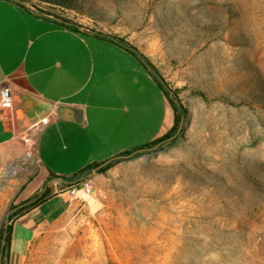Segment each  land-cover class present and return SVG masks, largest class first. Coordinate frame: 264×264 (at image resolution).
Here are the masks:
<instances>
[{
	"label": "rangeland",
	"instance_id": "1",
	"mask_svg": "<svg viewBox=\"0 0 264 264\" xmlns=\"http://www.w3.org/2000/svg\"><path fill=\"white\" fill-rule=\"evenodd\" d=\"M64 1L29 5L125 40L184 117L172 137L90 173L97 206L72 200L25 251L26 239L17 243L8 264L43 254L51 264H264V0ZM13 109L0 146V230L45 188L53 196L82 183L42 173ZM61 144L50 163L72 176L78 165Z\"/></svg>",
	"mask_w": 264,
	"mask_h": 264
},
{
	"label": "crops",
	"instance_id": "2",
	"mask_svg": "<svg viewBox=\"0 0 264 264\" xmlns=\"http://www.w3.org/2000/svg\"><path fill=\"white\" fill-rule=\"evenodd\" d=\"M124 75L129 85L120 89ZM5 88L12 93L11 113L23 138L34 142V155L47 175L51 171L62 176L50 163L55 140L80 171L95 163L102 167L127 151H140L174 124L168 98L144 60L124 44L107 34L60 26L14 0H0V93ZM7 115L0 107V146ZM79 198L97 206L81 189ZM71 201L67 192L57 193L16 218L11 254L26 239L25 251L40 229L65 214Z\"/></svg>",
	"mask_w": 264,
	"mask_h": 264
},
{
	"label": "trees",
	"instance_id": "3",
	"mask_svg": "<svg viewBox=\"0 0 264 264\" xmlns=\"http://www.w3.org/2000/svg\"><path fill=\"white\" fill-rule=\"evenodd\" d=\"M47 1H51V0H47ZM55 22L60 26L66 27L68 29H71V30H74L77 32H80L78 26L71 24V23H68L67 21L55 20ZM110 37L112 39L117 40L120 43L124 44L130 53H132L133 55L138 56V57H140V59L144 60L146 68L148 69V72L153 77L157 86L166 95V97L168 98L170 105L174 111V124H173L172 128L165 135L159 137L158 139L152 141L151 143L145 145L144 147H142V149H140V150H147V149L157 145L158 143L162 142L163 140L172 137L174 135V133L177 131V128L181 122V118L184 117V114L180 113V109H179L178 105L175 103L173 98L169 95L165 85L162 83L160 78L154 73V71H153L154 67L147 61L146 57L143 54H141L136 48L130 46L122 38H119L116 36H110ZM132 152L133 151H127L124 154H131ZM109 165H110L109 163L103 167H99L100 165L97 163L92 164V165H88V166L84 167L83 169H81L80 171H78L77 173L73 174L69 178L71 181H76V182L82 181L83 182L85 179H87L88 175L93 170L97 169L98 173H103L106 171V169L108 168ZM49 178L50 179L61 178L62 180H64L66 177L57 176L54 173H52L51 171H49ZM72 186H70V187H72ZM51 190H52L51 187L45 188V191L43 192L42 195H40V196L30 200V201L23 203L19 208L15 207V208H17V211H18L17 215L21 216V215L29 212L30 210L36 208L37 206H39L40 204H42L46 200H48L51 197V194H50ZM12 214L13 213L10 214V219H12ZM12 235H13V227L11 225H9V226L4 225L1 228V230H0V258H3L2 264H8L10 261Z\"/></svg>",
	"mask_w": 264,
	"mask_h": 264
},
{
	"label": "built area",
	"instance_id": "4",
	"mask_svg": "<svg viewBox=\"0 0 264 264\" xmlns=\"http://www.w3.org/2000/svg\"><path fill=\"white\" fill-rule=\"evenodd\" d=\"M0 107L2 109H11L13 107L12 93L8 88L2 89L0 93ZM82 190L85 194L90 195L93 192L92 185L88 181H84L80 186H72L67 189V193L70 195L72 200H80L79 190Z\"/></svg>",
	"mask_w": 264,
	"mask_h": 264
},
{
	"label": "bare ground",
	"instance_id": "5",
	"mask_svg": "<svg viewBox=\"0 0 264 264\" xmlns=\"http://www.w3.org/2000/svg\"><path fill=\"white\" fill-rule=\"evenodd\" d=\"M34 264H51V260L45 254H43L39 257V261Z\"/></svg>",
	"mask_w": 264,
	"mask_h": 264
},
{
	"label": "water",
	"instance_id": "6",
	"mask_svg": "<svg viewBox=\"0 0 264 264\" xmlns=\"http://www.w3.org/2000/svg\"><path fill=\"white\" fill-rule=\"evenodd\" d=\"M14 1H16L18 4H21V5H24V4H27L28 6H30L29 5V1L30 0H14ZM31 7V6H30ZM33 8V7H32ZM34 9V8H33Z\"/></svg>",
	"mask_w": 264,
	"mask_h": 264
}]
</instances>
